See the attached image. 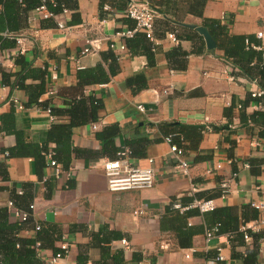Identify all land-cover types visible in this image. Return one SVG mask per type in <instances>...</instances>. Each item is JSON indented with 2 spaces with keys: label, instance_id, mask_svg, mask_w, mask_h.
Returning <instances> with one entry per match:
<instances>
[{
  "label": "crops",
  "instance_id": "0c3cea01",
  "mask_svg": "<svg viewBox=\"0 0 264 264\" xmlns=\"http://www.w3.org/2000/svg\"><path fill=\"white\" fill-rule=\"evenodd\" d=\"M100 1L74 0L76 10L67 9L69 15H59L53 26L47 27L45 20L30 11L21 29L12 34L16 47L0 50V164L6 172V179L0 176V210H8L7 223L18 225L16 237L21 239L34 241L41 235L42 264H49L54 249H61L63 244L68 245L69 252L56 264H264V226L245 242L229 231H221L217 219L222 217L216 211L199 213L189 205L196 196L212 198L217 211L226 210L240 221L245 217L254 220L250 205L264 201V140L258 137L257 127L240 123L239 110L246 96L259 87L245 77H235L222 52L216 47L208 50L205 42L199 55L168 60L166 54L172 49L179 46L190 53L198 43L180 40L174 45L166 37L171 32L162 33L158 14L154 65L149 67L144 56L124 53L109 83L84 89L85 96L101 103L98 120L73 130L72 146L79 152L74 153L66 171L57 176L48 166L37 170L33 157L4 156L11 148L45 144L53 124L69 122L64 115L52 120L47 109H63L78 94V71L98 65L106 68L102 54L110 50L108 40H102L94 55H82V49L91 39L117 41L116 33L127 24L114 9L113 14L100 18ZM178 9L177 15L184 20L177 23L179 26L201 25V18L186 14L184 1ZM202 14L219 20L231 35L255 37L264 50V39L256 37L264 32V0H207ZM55 21H63L68 30L58 29ZM18 55L33 67L46 70V91L39 98L44 105L25 107V92L2 83V72L20 70L14 63ZM136 75L141 76L138 82L132 78ZM13 99L23 109H18ZM231 105L234 108L229 118L225 112ZM260 110L264 111V106L254 101L246 113ZM8 116L12 117V128L5 133L2 119ZM176 123L210 127L203 133L198 151L184 152L191 162L186 177L175 172L170 145L164 141L168 130L160 128ZM114 125L119 129L114 139L119 152L132 148L134 155L129 158L141 167H148L149 159L154 161L156 180L151 188L108 190L102 170L108 156L103 155L96 133ZM256 141L260 147L255 146ZM48 145L46 160L55 147ZM197 154L200 160L194 162ZM217 164L222 170H215ZM232 174L230 193L222 197L220 178ZM192 185L197 187L194 193ZM30 189L32 220L19 226L16 208H9L8 202L15 193ZM173 205L184 210L169 211ZM35 225L40 226L37 232ZM213 227L218 231L206 239L205 232ZM218 255L223 260L217 261Z\"/></svg>",
  "mask_w": 264,
  "mask_h": 264
},
{
  "label": "trees",
  "instance_id": "16d2710c",
  "mask_svg": "<svg viewBox=\"0 0 264 264\" xmlns=\"http://www.w3.org/2000/svg\"><path fill=\"white\" fill-rule=\"evenodd\" d=\"M51 0H0V50L13 49L16 47V38L6 37L5 33L17 34L22 27V21L27 18L28 12L35 10L42 2H46L47 8L55 15H59L62 12L63 7L69 10H76L74 0H53L54 3H50ZM186 3V14L197 16L201 18V25L204 26L211 37L213 38L216 49L222 52L224 60L228 61L233 67V75L235 77L242 76L246 79L255 82L259 90L263 92L260 97H253L250 93L246 96L245 100L240 103L239 121L246 127H257L258 137L264 140V111H256L251 115L246 113V108L251 102H258L264 106V52L260 47V42L255 37L244 35H231L226 31L224 25L219 20L205 18L202 14L203 7L207 0H149L151 8L155 11L156 15L161 16L159 26L162 28V33L172 32L176 34L179 40L196 41L198 45L190 53L182 51L178 46L166 54L168 60L174 62L176 58H186L190 54H201L204 49L203 38L195 31H191L179 26L177 23H182L184 20L180 19L177 14L179 13L178 6L181 2ZM108 4L115 12L122 14L127 8L129 0H101L100 1V18H105L108 12L104 11L103 7ZM53 19H46L44 27L53 26ZM121 21L128 25V28L132 29L135 26L134 21L121 17ZM73 22V21H72ZM156 23V22H155ZM71 24V23H70ZM126 25V26H127ZM177 31H181L179 34ZM163 34V35H164ZM126 47L130 55H141L147 60L149 67L155 63V51L152 50L151 42L146 39L143 33H136L133 37L125 40ZM195 44V43H194ZM155 52V53H154ZM103 61L106 63L104 69L101 65L95 68L80 70L77 72V84L75 89L78 94L70 101L66 102L63 109H50L51 115L67 116L69 122L67 124H53L48 131L47 141L40 147L35 145H27L25 148L16 147L9 149L8 158L15 156H30L35 159L36 168L41 169L47 166V153L48 144H54L52 148V159L59 164L62 170L66 171L69 168V164L72 161L74 153L79 151L72 146V133L73 130L79 126L87 123H94L98 120L97 111L101 106L98 100L93 96H85L84 89L93 85H105L115 76V66L117 65V58L113 51L102 54ZM14 63L20 68L16 73H1L2 83L10 89L23 90L28 98L25 103V107L41 106L44 105L39 102V98L46 91V70L33 67L32 63L26 62L25 58L18 55ZM13 78V79H12ZM136 82L141 78L140 75L132 77ZM11 79V81H10ZM27 80H32L33 83H27ZM138 87V90L142 89ZM232 108L230 106L226 110V116L230 117ZM11 116L2 119V130L5 133L11 132ZM165 132V138L170 137V145H176L178 148H182L184 152L198 151L199 143L202 139L203 133L207 130L206 126L186 125L176 123L170 126H160ZM210 128V127H209ZM118 126H107L102 129L101 132L96 133V138L100 141L102 147V153L108 156V160L116 158V154L119 152L114 147V139L118 135ZM18 145V144H17ZM16 145V146H17ZM131 156L134 155L133 149L129 147ZM5 152V151H4ZM200 160V155L197 154L194 162ZM0 176L2 179H6V172L3 166L0 164ZM13 202L14 207L29 215L27 221H19V226L30 223L32 220V200L33 189L21 190V193H15ZM212 198H199L196 196L194 201H208ZM190 203L189 205L193 204ZM251 207V205H250ZM197 209V208H196ZM255 212L252 219L259 217V212L251 207ZM169 211H175L178 213V209L174 208V205L168 209ZM197 211H199L197 209ZM217 215H220L222 219H217L220 224L221 231H229L232 235H237L243 239V233L239 231L241 224L250 222V219L245 217L241 221L235 216L225 210H218L217 208L212 210ZM200 213V212H199ZM8 210H0V264H42L41 258L37 255L35 249L31 246L34 245L36 240L41 241V235L34 241L31 239H21L16 237V232L19 230L18 225H9ZM250 236H255L258 233L248 232ZM231 238V237H230ZM244 240V239H243ZM43 245H41L42 248ZM62 252L61 249H54V255ZM254 255V252H252ZM244 261L247 262L245 258ZM251 261V260H250ZM253 262V261H251ZM257 264L256 262H254Z\"/></svg>",
  "mask_w": 264,
  "mask_h": 264
},
{
  "label": "built area",
  "instance_id": "2783aa9c",
  "mask_svg": "<svg viewBox=\"0 0 264 264\" xmlns=\"http://www.w3.org/2000/svg\"><path fill=\"white\" fill-rule=\"evenodd\" d=\"M50 3H54V1L51 0ZM34 11L36 12V14H38L41 20H46V19L56 20V18L59 15H62V16L69 15V11L65 7H63L61 14L55 15L53 12H51L47 8L46 2H42V4L39 7H37ZM104 11L110 14L114 13V10L110 6H105ZM121 15L124 18L134 21L135 23L134 28L130 29L127 26H122L121 29L116 33V37L118 38L117 41L111 40L108 38L88 40L86 41L85 48L82 49L81 54L82 55H90V54L94 55L96 52H98V50H100L102 40H108V48L111 51H113L117 60H121L122 54L127 53L128 55H130L126 47L125 40L133 37L136 33H143L146 39H148V41L151 42L152 50L155 51L157 47V41L155 39V34H154L156 13L151 8L149 0H130L127 8L122 12ZM55 24L57 28L60 30H63V31L68 30V28L66 27L63 21H55ZM4 36L14 37V35L8 34V33H5ZM166 37L174 45H178L180 42V40L176 37L175 33H172V32L167 33ZM256 37L258 39H264V32H258ZM257 49H260V48L258 47ZM262 94L263 92L261 90H258L257 92L252 93L251 95L253 97H260ZM12 101L18 109L20 110L23 109L22 105L19 104L16 99H13ZM137 108L142 113L145 111L141 105H139ZM47 112L50 114L52 120L57 119L54 115H51L50 109H47ZM207 130H209L208 127H207ZM164 141L170 145V137L165 138ZM255 146L260 147V142L256 141ZM169 150L173 154L175 172L184 177L188 176L191 162L185 156L184 150L182 148H178L176 145H170ZM130 155H131L130 151L125 150V151L118 152L116 154L115 159L113 160L105 159V161H103L102 170L104 172V176L107 181V188L109 191L117 192V191L141 190V189H148L153 186L156 180V173L152 166L154 161L152 159H149L148 167H141L132 162V160L129 158ZM4 156L7 158L8 154L5 153ZM52 156H53V152L51 151L48 154L47 166L53 168L56 175L59 176L63 173V171L61 167L59 166V164H57L52 159ZM227 162L230 164L231 160H228ZM0 163H1V160H0ZM221 168H222L221 165L217 164L215 167V170H222ZM67 176L69 177L70 174L68 173ZM234 176L235 174L221 176L219 187H220L222 197H225L230 193L231 182L234 179ZM196 190H197V187L192 185L191 192L194 193L196 192ZM20 193L21 192H19V194ZM191 206L193 208H197L200 213H206V212L212 211L214 209L215 204L213 200L194 201ZM8 207L13 209L14 205L12 201L8 202ZM251 207L255 208L259 212V217L253 221L240 225L239 231L243 233V239L245 242L250 241V235L248 234V232L257 233L264 226V201L253 202ZM174 208L179 209L180 211L184 210V208H181L180 205H174ZM15 215L22 222L27 221L29 219L28 214L21 212L17 209L15 210ZM39 230H40V226L35 225V231L37 232ZM217 231H218V227H213L212 230L206 231L205 232L206 239L212 238L213 234L216 233ZM33 248L37 252V255L41 257L42 250H41L40 241H36ZM61 251L62 252L57 253L56 255L51 257L48 260V263L56 264L57 261L65 257L69 252L68 245L63 244L61 247ZM216 260L217 261L223 260V257L221 255H218Z\"/></svg>",
  "mask_w": 264,
  "mask_h": 264
},
{
  "label": "water",
  "instance_id": "95a60500",
  "mask_svg": "<svg viewBox=\"0 0 264 264\" xmlns=\"http://www.w3.org/2000/svg\"><path fill=\"white\" fill-rule=\"evenodd\" d=\"M181 26L188 28V29L195 30L203 38L205 45H206V48L208 50H214L215 49L216 44L204 26L195 25V24H187V23L181 24Z\"/></svg>",
  "mask_w": 264,
  "mask_h": 264
}]
</instances>
